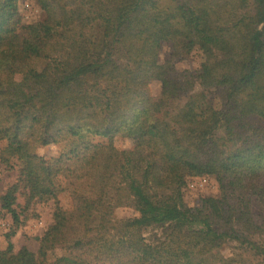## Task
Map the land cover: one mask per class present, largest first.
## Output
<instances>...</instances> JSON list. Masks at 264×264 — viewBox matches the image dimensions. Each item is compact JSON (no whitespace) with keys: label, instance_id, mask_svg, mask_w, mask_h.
Instances as JSON below:
<instances>
[{"label":"trees","instance_id":"trees-1","mask_svg":"<svg viewBox=\"0 0 264 264\" xmlns=\"http://www.w3.org/2000/svg\"><path fill=\"white\" fill-rule=\"evenodd\" d=\"M19 2L0 0V141L15 148L0 152L17 173L0 220L18 223L20 196L25 209L63 195L70 208H55L36 253L14 252L9 231L0 264L264 259L260 0H35L45 19L17 32ZM190 44L197 79L177 71ZM51 145L57 156L40 153ZM188 178L213 180L219 197L187 208ZM119 208L138 216L118 220Z\"/></svg>","mask_w":264,"mask_h":264},{"label":"rangeland","instance_id":"rangeland-1","mask_svg":"<svg viewBox=\"0 0 264 264\" xmlns=\"http://www.w3.org/2000/svg\"><path fill=\"white\" fill-rule=\"evenodd\" d=\"M261 12L258 14V23L262 24L264 21V0H260ZM19 13L21 17L20 24L16 27V31L19 32L25 25L33 22L42 21L46 15L37 6L35 0H20L19 2ZM258 41L257 37L255 41ZM187 56L183 61L177 65V71L182 73L184 71L197 79L199 75V55L196 51L195 46H186ZM165 53V52H164ZM164 55V54H163ZM163 58V57H162ZM153 95H159L166 92L169 89V84L166 80L156 82L151 86ZM115 146L121 150L131 149L133 143L129 140L119 139L115 142ZM15 149L14 145L8 144L5 141H0V150L4 148ZM59 148L51 145L40 150V153L48 158L55 157L59 154ZM17 173L9 171L3 164V158L0 152V196L6 190L8 186L15 183ZM202 179V178H198ZM194 178H188L186 187L184 189L183 202L187 208L197 210L201 206V200L203 198H218L220 191L215 182L211 179L205 178L206 183L200 187L199 184L191 188L190 181L198 180ZM17 204L19 207H14L18 213V223L15 224L12 217L7 214L0 220V259L4 256L6 250V241L4 235L8 234L9 231L14 230L15 234L11 238V243L14 248V252L26 248L31 252L36 253L39 248L38 239L42 233L52 222V214L55 208L60 207L62 209L70 208V202L68 198L63 195L59 198L58 203L48 204H35L30 208L25 209V200L22 196L19 197ZM138 214L130 208H119L114 213V218L118 220L129 219L137 217ZM255 221L257 224L264 227V216L260 213L255 214ZM57 255L59 253H56ZM220 255L227 259L231 256V251L227 246H224L220 251ZM251 263H263L264 259L258 257L256 254H251L248 257Z\"/></svg>","mask_w":264,"mask_h":264},{"label":"built area","instance_id":"built-area-1","mask_svg":"<svg viewBox=\"0 0 264 264\" xmlns=\"http://www.w3.org/2000/svg\"><path fill=\"white\" fill-rule=\"evenodd\" d=\"M205 183H206V179L205 178L198 179V180H192V181H190V187L194 188L198 184H199L200 187H202Z\"/></svg>","mask_w":264,"mask_h":264}]
</instances>
